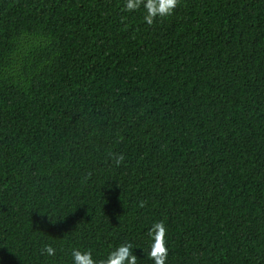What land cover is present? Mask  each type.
<instances>
[{
    "label": "trees",
    "instance_id": "trees-1",
    "mask_svg": "<svg viewBox=\"0 0 264 264\" xmlns=\"http://www.w3.org/2000/svg\"><path fill=\"white\" fill-rule=\"evenodd\" d=\"M124 4L0 0V264H264V0Z\"/></svg>",
    "mask_w": 264,
    "mask_h": 264
},
{
    "label": "clouds",
    "instance_id": "clouds-1",
    "mask_svg": "<svg viewBox=\"0 0 264 264\" xmlns=\"http://www.w3.org/2000/svg\"><path fill=\"white\" fill-rule=\"evenodd\" d=\"M180 0H125L122 11L133 12L143 9L144 22L149 26L157 19H164L174 14L179 6ZM113 162L119 167L124 162L123 154H110ZM140 207H144L143 201ZM149 247L144 251L153 264H166L168 257L167 228L163 221L152 224L148 231ZM130 242L120 244L109 252L106 258L99 261L93 258L92 252L88 250L73 249L71 252L72 264H138V257L132 251ZM41 255L55 256L56 249L50 244L41 249Z\"/></svg>",
    "mask_w": 264,
    "mask_h": 264
}]
</instances>
